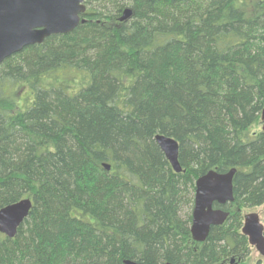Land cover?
I'll return each instance as SVG.
<instances>
[{"label": "trees", "instance_id": "16d2710c", "mask_svg": "<svg viewBox=\"0 0 264 264\" xmlns=\"http://www.w3.org/2000/svg\"><path fill=\"white\" fill-rule=\"evenodd\" d=\"M84 4L72 32L0 64V209L32 200L0 264H245L241 210L264 204V0ZM232 168L229 216L195 242V180Z\"/></svg>", "mask_w": 264, "mask_h": 264}, {"label": "water", "instance_id": "95a60500", "mask_svg": "<svg viewBox=\"0 0 264 264\" xmlns=\"http://www.w3.org/2000/svg\"><path fill=\"white\" fill-rule=\"evenodd\" d=\"M84 1L0 0V64L28 46L43 43L47 37L72 32L82 21L81 15L86 12ZM131 12L130 8H125L118 20H127ZM260 121L261 129L264 131V106ZM154 140L172 170L180 173L182 167L178 161V142L162 134H156ZM103 167L106 170L110 169L107 163H104ZM235 172V168L226 173L210 170L195 180L190 225V233L195 242H204L212 227L220 226L227 220L229 211L223 208L234 200ZM214 205L219 207L215 208ZM31 207L32 200L29 198L2 207L0 233L8 238H14ZM241 233L247 237L249 245L264 256V225L257 213L251 212L244 216ZM124 263L144 264L132 260H125Z\"/></svg>", "mask_w": 264, "mask_h": 264}, {"label": "rangeland", "instance_id": "374dc122", "mask_svg": "<svg viewBox=\"0 0 264 264\" xmlns=\"http://www.w3.org/2000/svg\"><path fill=\"white\" fill-rule=\"evenodd\" d=\"M104 4H106V0H90V7H92L91 9H96V7H104ZM57 74H59V72ZM251 212L257 213L264 225V204L254 208H242L241 210L243 218L246 214ZM233 262L231 264H233ZM258 262L264 263V256L259 254V252L254 247L250 246V253L245 259V264H257Z\"/></svg>", "mask_w": 264, "mask_h": 264}]
</instances>
